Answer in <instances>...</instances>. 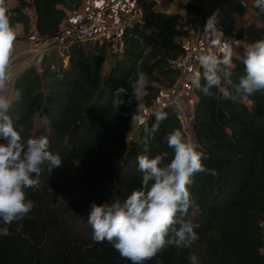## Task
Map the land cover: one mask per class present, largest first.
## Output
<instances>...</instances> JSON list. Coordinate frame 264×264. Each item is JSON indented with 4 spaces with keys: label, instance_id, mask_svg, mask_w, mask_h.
Returning <instances> with one entry per match:
<instances>
[{
    "label": "trees",
    "instance_id": "16d2710c",
    "mask_svg": "<svg viewBox=\"0 0 264 264\" xmlns=\"http://www.w3.org/2000/svg\"><path fill=\"white\" fill-rule=\"evenodd\" d=\"M6 1L11 26L44 39L55 36L66 13L83 3L13 0L8 7ZM218 2L216 26L225 36L245 48L264 39V13L249 5L243 19L239 16L247 9L240 0ZM139 6L140 14L122 26L106 70V41L95 38L50 48L37 67L26 66L14 77L16 97L7 114L18 130L22 127V142L46 136L49 151L63 163L51 173L44 166L33 177L41 186L26 190L33 204L26 217L11 224L0 220V264H131L111 244L93 241L90 205L123 201L140 187L136 157L144 154L145 145L150 157L168 152L167 163L172 157L167 135L179 129L186 137L174 106L165 105L146 118L150 129L155 112L168 114L154 135L139 124L125 140L137 101L117 110L112 106L115 90L130 88L138 71L148 77L141 95L145 107L178 78L171 62L184 51L176 40L182 15L165 12L153 0ZM26 8L32 10V23ZM183 8L198 12L189 3ZM231 71L238 83L244 75L240 58L233 56ZM212 91L215 97L191 89L190 128L198 151L210 156L205 167L218 175L196 174L189 187L192 206L178 215L198 225V239L188 248L169 247L145 264H190L192 253L200 264H264V92L230 101L222 98L221 88ZM129 96L130 89L126 101Z\"/></svg>",
    "mask_w": 264,
    "mask_h": 264
},
{
    "label": "clouds",
    "instance_id": "9594fccd",
    "mask_svg": "<svg viewBox=\"0 0 264 264\" xmlns=\"http://www.w3.org/2000/svg\"><path fill=\"white\" fill-rule=\"evenodd\" d=\"M240 2L245 8L250 5L264 13V0ZM216 25L217 13H213L204 25L203 35L219 54L207 51L196 56L200 70L188 77L189 87L206 97H215L212 89L221 88L222 98L230 101L264 92V39L247 45L240 56L244 75L234 83L231 71L233 47H239L240 41L225 38ZM15 40V31L6 15L5 0H0V140L4 141L0 142V220L5 224L20 221L32 211L33 204L27 198L26 190L41 186L40 180L33 177H39L44 166L51 173L63 163L58 154L49 151L46 136L22 142V127L18 130L14 119L7 114L12 103L7 96L8 82L12 78L8 69ZM135 76L130 88L115 90L112 106L117 110L133 100L137 101V112L132 119L138 120L146 133L154 135L168 114L155 112V122L149 129L139 103L148 77L142 71ZM129 89L131 96L126 101L124 97L128 96ZM166 143L172 150L167 163L168 152L150 157L146 154L149 151L147 145L144 146V154L137 155L141 185L126 199L90 205L87 222L92 228L93 241L111 244L121 258L131 261V264H145L169 247L188 248L197 241L194 228L198 225L178 220V215L183 217L192 206L189 187L193 184V177L200 173L213 177L218 175L215 169L204 165L210 156L198 151L199 145L187 139L181 130L171 131ZM188 259L190 264H200L195 253ZM157 264H162V261L157 260Z\"/></svg>",
    "mask_w": 264,
    "mask_h": 264
},
{
    "label": "rangeland",
    "instance_id": "374dc122",
    "mask_svg": "<svg viewBox=\"0 0 264 264\" xmlns=\"http://www.w3.org/2000/svg\"><path fill=\"white\" fill-rule=\"evenodd\" d=\"M89 0H83L80 8L83 4L86 7V16L79 22H82L86 19L90 8L88 7ZM97 6L102 12L103 21L109 25V29L104 36V40L106 41V59L110 61L111 55L118 50L116 44L114 45L115 40L118 38L112 37V33L114 32V24H118L117 32L121 30L122 26L125 24L127 20L130 21L132 18L130 14L133 12L134 16L139 15L135 13V10L139 8V3L147 0H136L135 3L128 0H114L115 5L111 7V4L114 3L111 0H96ZM159 8L164 10L165 12H178L182 15V20L179 26L180 36L176 38V40L184 47V48H193V47H201L205 48L210 46V42L203 35L204 25L208 19V17L212 16L213 13H217L220 7V3L218 0H153ZM8 7L13 5V0H7ZM192 4L198 12L194 10H188L183 8L185 4ZM79 8V9H80ZM247 10L244 11L239 18L246 19L249 15L248 7ZM25 13L28 14L30 21L32 23L33 15L31 8H26ZM123 11V12H122ZM114 12V13H113ZM71 13H66V18L64 19L67 23L66 27L60 30L58 33L65 34L68 29L77 23H72V20H75V17L70 16ZM74 15V14H73ZM131 18V19H130ZM63 20V21H64ZM62 21V22H63ZM64 21V22H65ZM63 22V23H64ZM65 23V24H66ZM71 24L70 26H68ZM60 24L59 28L61 27ZM16 34V40L13 45V53L11 56L10 66L8 71L11 73V80L8 82L7 86V96L10 100H13L16 97V93L12 88L13 79L16 74L24 67L32 65L37 67L39 59L43 52L48 51L50 48L63 45L59 44L55 37L53 36L50 39L38 38L35 36H31L30 33H23L21 27L19 25H14L12 27ZM225 38H232L231 36H225ZM233 39V38H232ZM246 48L240 43L239 47H233V56L240 58ZM104 64V63H103ZM104 70V67H102ZM142 95V94H141ZM193 101V96L190 91L182 90L178 84L176 83L174 86L170 88H161L157 97L152 101L151 105L145 107L142 103L140 97V105L141 112L144 118L158 109H161L165 105H173L175 108V113L177 114L181 125L185 131L187 139L192 140V133L190 128V118H191V104ZM138 104V102H137ZM137 112V105L135 108V112ZM140 124L138 120H133L131 118L129 128L125 133V140H128L129 136L135 131L137 126Z\"/></svg>",
    "mask_w": 264,
    "mask_h": 264
},
{
    "label": "built area",
    "instance_id": "2783aa9c",
    "mask_svg": "<svg viewBox=\"0 0 264 264\" xmlns=\"http://www.w3.org/2000/svg\"><path fill=\"white\" fill-rule=\"evenodd\" d=\"M134 2L136 0H128ZM90 11L85 20L77 23L67 30L65 34L57 33L54 37L55 40L59 44H67L69 42L75 40H84V39H95V38H104L106 35L109 25L103 21L102 12L97 6L96 0L88 1ZM118 24H114V32L112 33V37L118 38L120 34L117 32ZM112 44V47L115 46ZM213 51L217 52V49L212 48V46H208L205 48L201 47H193V48H184V51L178 55L174 60H172L171 65L172 68L177 71L178 78L176 83L182 90H187L191 92V87H189L188 77L194 74L195 71H199L200 67L196 61V56L201 52ZM175 83V84H176Z\"/></svg>",
    "mask_w": 264,
    "mask_h": 264
},
{
    "label": "crops",
    "instance_id": "0c3cea01",
    "mask_svg": "<svg viewBox=\"0 0 264 264\" xmlns=\"http://www.w3.org/2000/svg\"><path fill=\"white\" fill-rule=\"evenodd\" d=\"M114 2V0H111L110 2ZM115 3L116 2H114V3H112L111 4V7H112V5L114 6L115 5ZM73 13H71V15L70 16H73V17H75V20H72V23L71 24H73V23H77V22H79V21H81L85 16H86V7H85V4H83L82 5V7L80 8V9H77V10H75V11H72ZM123 12V11H122ZM68 13H70V12H68ZM114 13V12H113ZM135 13L137 14H140V10H139V8L138 9H136L135 10ZM74 14V15H73ZM130 16H131V18H134V17H137L138 15H136V16H134V13L132 12L131 14H130ZM130 18V19H131ZM65 21V20H64ZM63 21V22H64ZM62 22V25H61V27L59 28L60 30H62L63 28H65L66 27V25H67V23H66V21L63 23ZM128 22V20L126 21V22H124V23H127ZM66 23V24H65ZM71 24H69L68 26H70ZM104 63V64H103ZM108 63H109V60H107L106 59V56H105V59L103 60V62H102V67H104V70H106V68H107V66H108Z\"/></svg>",
    "mask_w": 264,
    "mask_h": 264
}]
</instances>
